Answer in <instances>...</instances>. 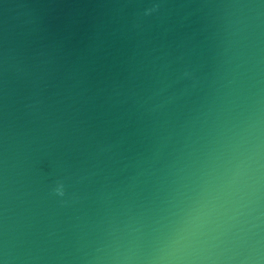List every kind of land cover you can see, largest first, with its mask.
<instances>
[{"label":"water","instance_id":"water-1","mask_svg":"<svg viewBox=\"0 0 264 264\" xmlns=\"http://www.w3.org/2000/svg\"><path fill=\"white\" fill-rule=\"evenodd\" d=\"M0 264H264V0H0Z\"/></svg>","mask_w":264,"mask_h":264}]
</instances>
